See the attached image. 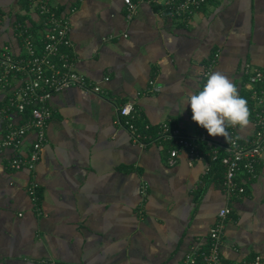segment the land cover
Returning a JSON list of instances; mask_svg holds the SVG:
<instances>
[{"label":"crops","instance_id":"obj_1","mask_svg":"<svg viewBox=\"0 0 264 264\" xmlns=\"http://www.w3.org/2000/svg\"><path fill=\"white\" fill-rule=\"evenodd\" d=\"M44 1L69 16L74 70L103 91L69 86L52 94L47 139L34 170L12 168L14 150L1 143L5 121L21 122L28 109L0 121V264H179L191 247L206 246L223 205L231 209L223 257L230 263L264 257V164H257L254 178L240 171L244 192L226 197L223 166L200 132L210 141L226 138L209 135L186 104L189 94L199 92L201 68L215 52L212 72L226 75L248 100L244 65L264 68V0H209L186 19L159 12L156 0H133L130 19L123 0ZM34 7L31 0H0V46L15 56L24 52L15 22L38 28ZM150 78L156 91L147 90ZM22 79L13 75L0 89V105ZM124 101L150 123L148 132L163 120L180 126L203 157L189 163L182 149L169 165V140L133 142L115 121ZM253 130L249 118L247 127L238 128L239 138ZM33 138V131L25 134L21 152H28ZM32 177L40 214L27 191Z\"/></svg>","mask_w":264,"mask_h":264},{"label":"built area","instance_id":"obj_2","mask_svg":"<svg viewBox=\"0 0 264 264\" xmlns=\"http://www.w3.org/2000/svg\"><path fill=\"white\" fill-rule=\"evenodd\" d=\"M160 3L159 12L171 17L186 19L209 0H156ZM34 8L41 16L38 28L27 21L15 22L16 34L21 38L24 52L15 56L7 46H0V89L11 83L13 75L22 74V82L7 96L0 105V121L12 111L22 113L28 109L26 117L14 123L10 117L5 121V132L1 143L11 147L14 152L9 158V165L14 169L26 167L34 170L41 156V149L47 139L46 126L51 116L48 101L54 92L69 86H78L86 91L102 92L98 82L91 81L82 73L74 70L72 56V40L70 38L71 23L69 16L58 11L49 2L40 0ZM125 15L130 19L136 11V2L123 0ZM72 12L74 8L70 9ZM218 53L215 52L201 68V91L207 76L212 73ZM249 87L250 118L254 124L251 137L240 139L239 126H229V141H210L205 131L201 130V139L209 143V153L213 159L223 166L222 186L226 197L244 192V185L237 181V175L244 171L248 177L258 175L256 166L264 164V68L246 63L243 68ZM106 78V77H105ZM158 85L154 78L149 79L148 91H156ZM129 110L125 114V110ZM115 121L125 127L131 134L133 142L145 146L155 140H169L172 145L168 149L167 163L177 162L182 149L187 152L189 163L203 157V151L180 126L169 120L158 123L154 132H148L150 123L141 119V115L132 101H124L116 107ZM140 121V122H139ZM34 132V138L26 154L21 152L25 134ZM264 177V167H263ZM38 184L34 177L29 179L28 194L34 210L41 213L38 204ZM141 195H146V184L141 185ZM230 207L223 205L217 211V217L208 231L205 247H191L179 264H264V257L259 254L240 263L228 262L221 253L226 218ZM130 264V263H127Z\"/></svg>","mask_w":264,"mask_h":264},{"label":"clouds","instance_id":"obj_3","mask_svg":"<svg viewBox=\"0 0 264 264\" xmlns=\"http://www.w3.org/2000/svg\"><path fill=\"white\" fill-rule=\"evenodd\" d=\"M186 104L191 106L193 121L209 135L223 136L227 142L228 126L244 129L249 124L247 100L239 95L236 84L219 71L209 74L203 89L197 94H189ZM128 111L126 109L125 114Z\"/></svg>","mask_w":264,"mask_h":264},{"label":"trees","instance_id":"obj_4","mask_svg":"<svg viewBox=\"0 0 264 264\" xmlns=\"http://www.w3.org/2000/svg\"><path fill=\"white\" fill-rule=\"evenodd\" d=\"M22 21H26V20H24V19H21ZM32 29H34L33 27H32ZM249 101V102H248ZM247 102L248 103H250V97H249V93H248V100H247ZM248 106V105H247ZM249 107V106H248Z\"/></svg>","mask_w":264,"mask_h":264}]
</instances>
